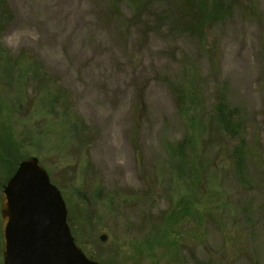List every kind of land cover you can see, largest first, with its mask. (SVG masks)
<instances>
[{"label":"rangeland","instance_id":"rangeland-1","mask_svg":"<svg viewBox=\"0 0 264 264\" xmlns=\"http://www.w3.org/2000/svg\"><path fill=\"white\" fill-rule=\"evenodd\" d=\"M221 1L196 35L185 0H3L0 264L3 187L31 157L93 261L264 264V0ZM221 96L245 175L214 122Z\"/></svg>","mask_w":264,"mask_h":264},{"label":"water","instance_id":"water-1","mask_svg":"<svg viewBox=\"0 0 264 264\" xmlns=\"http://www.w3.org/2000/svg\"><path fill=\"white\" fill-rule=\"evenodd\" d=\"M1 218L4 264H100L76 245L64 198L36 157L3 187Z\"/></svg>","mask_w":264,"mask_h":264},{"label":"trees","instance_id":"trees-1","mask_svg":"<svg viewBox=\"0 0 264 264\" xmlns=\"http://www.w3.org/2000/svg\"><path fill=\"white\" fill-rule=\"evenodd\" d=\"M162 2L165 0H139L138 9L146 8V6L149 4V2ZM3 0H0V10L4 8V5H2ZM221 0H218L216 4H213L212 10L209 11V13L205 12V4L206 2L204 0H185V5H183L182 9V15L183 17L188 21L185 23L184 27L185 30L189 33L199 34L202 32L205 25L209 24L212 18H220L223 16H226L227 13H225L222 9ZM4 3V2H3ZM6 58L11 60L9 57H7L3 50L0 49V61L4 59V63ZM12 61V60H11ZM16 60H13V63ZM9 62V61H8ZM10 64V62H9ZM15 64H18L15 62ZM29 74H26L25 76H28ZM24 76V78H25ZM29 79V78H28ZM189 102H193V96L188 97ZM214 122L216 123V126L223 135V137L231 140L234 145L232 149L233 153V160H235V166L238 170V173L240 175L244 174L246 171V136L244 134L245 129L243 126V123L238 120V111L234 110L230 107H228L227 100L222 96L221 99L218 101L217 106L214 110ZM180 147H184V145H181ZM178 150H175L177 152ZM178 153V152H177ZM17 168H12V176L15 173ZM198 177H201L202 171H197Z\"/></svg>","mask_w":264,"mask_h":264}]
</instances>
